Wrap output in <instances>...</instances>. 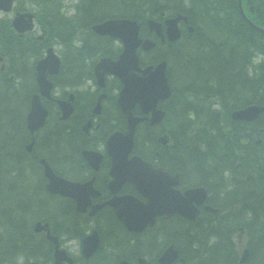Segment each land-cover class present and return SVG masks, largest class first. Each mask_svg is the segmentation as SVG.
I'll return each instance as SVG.
<instances>
[{"label":"flooded vegetation","instance_id":"obj_1","mask_svg":"<svg viewBox=\"0 0 264 264\" xmlns=\"http://www.w3.org/2000/svg\"><path fill=\"white\" fill-rule=\"evenodd\" d=\"M43 1L31 0L28 4V0H14L9 12L0 10V15H4L0 22L6 19L9 24L5 30L13 36L47 42L39 58L45 55L50 46H55L61 57V70L48 74V78L54 82L53 98L42 99L48 109V118L42 128L32 133L26 122L32 96L39 92L38 84L37 90L29 96L25 114L26 133L23 137L19 136L17 124L14 125L18 114L16 106L8 108L0 104V112L9 111L10 108L16 112L10 118L13 123L9 131L3 133L0 129V264H162V253L171 243L163 247L164 243L160 242L161 226L175 221L177 214L169 217L157 214L154 223L140 231L130 229L119 218L118 209L131 214L138 212L136 203H130L127 199L129 196H134L140 202L148 200L134 182L124 179V172H114L113 155L108 148V140L113 134L128 132L129 120L119 101L123 88L121 77L106 72L105 65L104 68L99 67L98 71L104 73L98 77L97 65L103 58L117 60L123 44L121 40L113 39L112 35L99 34L94 30L96 23L108 17L99 20L95 15L97 7L92 0H67V3L63 0ZM25 13L31 14L32 18L34 15V26L21 32L13 26V21ZM25 17L29 18L28 15ZM184 22L180 21L182 32L189 28ZM162 25L164 38L152 30L144 34L141 26V37L149 38L156 44L150 50H144L140 45L138 51L156 52L172 42L166 34L165 18ZM25 54L29 56L31 52L27 50ZM64 57H69L67 69H62ZM1 70L3 67H0V85L10 89H5V95L17 94L19 81L15 71L3 73ZM70 72H74V78L66 82L63 77ZM58 75L62 80L56 84ZM59 101L71 104L73 110L67 117ZM167 101L159 100L156 109L167 113L164 107ZM132 114L144 117L137 124L135 137L138 126L146 123L150 129L145 128L146 134L143 130L142 136L152 134L159 143V146H148L147 149L148 155L150 150L155 151L156 158L138 155L154 168L175 175L176 170L159 161L164 152L174 156L170 133L164 128L166 117L154 121L153 111L144 112L138 103L134 105ZM56 124L59 127L58 136ZM55 136L58 138L57 144L52 142L53 146L49 147V140ZM86 151L93 153L86 154ZM133 154L136 153L128 154L127 158ZM46 156L55 162L50 163ZM42 159L47 160L60 178L80 184L91 182L86 191L88 195L73 190V196L72 188L66 185L58 192L52 190ZM119 176H122V180ZM164 179L169 181L168 176H164ZM179 188L182 191L187 189ZM203 208L202 205L201 211ZM210 218L204 216L206 220ZM210 221L217 222L214 218ZM38 222L42 223L39 228ZM230 231L234 243L241 245L237 234L239 237L245 236L242 228L235 226ZM214 240L212 235L211 242ZM181 263L178 260L173 262Z\"/></svg>","mask_w":264,"mask_h":264},{"label":"trees","instance_id":"obj_2","mask_svg":"<svg viewBox=\"0 0 264 264\" xmlns=\"http://www.w3.org/2000/svg\"><path fill=\"white\" fill-rule=\"evenodd\" d=\"M92 2L105 17H134L145 24L149 17L162 18L160 12H182L193 26L184 30L180 40L148 53V62L168 60L173 87L164 105V128L170 133L174 156L164 152L159 161L180 172L182 187L205 185L208 202L218 211H204L195 221L177 215L175 221L163 223V247L178 246L184 258L181 264H264V110L253 121L231 116L236 108L264 105V31L253 26L264 28V0H242L248 19L240 13L238 0ZM6 28L0 24V55L6 63L2 72L15 71L19 87L17 94L9 96L4 91L10 89L0 85V104L16 106L14 125L23 137L29 96L37 90L35 62L47 42L13 36ZM67 59L62 69H67ZM60 77L56 76V84ZM73 78L74 72L63 77L66 82ZM16 112L12 108L0 112L3 133L9 131ZM145 128L150 129L146 123L138 126L134 151L147 157L148 146L159 143L152 134L142 136ZM55 130L58 136L57 124ZM57 140L51 138L49 147ZM148 157L156 158L155 151L150 150ZM205 215L217 222L204 219ZM238 225L247 234L250 257L245 263L239 262V249L230 231ZM212 235L215 240L211 242Z\"/></svg>","mask_w":264,"mask_h":264},{"label":"water","instance_id":"obj_3","mask_svg":"<svg viewBox=\"0 0 264 264\" xmlns=\"http://www.w3.org/2000/svg\"><path fill=\"white\" fill-rule=\"evenodd\" d=\"M13 0H0V7L9 10ZM240 10L241 0H239ZM26 14H21L16 17L14 24L18 30L23 31L31 28L32 15L28 14L29 20L25 18ZM184 18L178 15L175 18L167 20V34L170 39H177L180 31L177 27L178 21ZM152 28H156L157 33L164 36L161 24L149 20ZM256 27V26H255ZM258 28V27H256ZM100 33H109L119 36L125 42V50L119 60L112 62L108 59H103L97 65L98 77H101L104 72H99V67L104 68L105 71L118 74L123 80L124 86L120 92L119 101L129 119V131L127 134L117 132L113 134L108 140L109 152L113 155V162L116 174L124 172V179L132 181L136 186L141 189L142 193L148 198L145 203L139 202L135 197L129 196L130 203L135 202V208L138 210L136 214H131L122 209L119 210L120 218L126 225L133 230L140 231L147 224H153L157 214H167L168 216L178 212L190 219H194L198 212V205L207 197L205 187H194L182 193L180 190L173 188L174 185L179 183V174L169 175L161 168H154L151 163L143 160L140 156L134 155L127 158V155L134 147V132L136 124L142 118L133 116L132 107L139 103L144 112L150 110L154 113V121H160L164 116V111L155 108L156 102L159 99L167 98L171 94L170 84L165 74L167 62L161 61L155 66L149 65L145 69L139 66L136 48L141 43L138 37L139 25L136 20L132 19H111L96 26ZM260 29V28H258ZM154 46V42L146 39L143 47L150 48ZM59 70V57L53 53L52 49L48 50V55L40 60L37 64V81L40 86L41 94L50 97L52 82L47 79L48 73H56ZM143 72V76L136 71ZM63 110L64 116L67 117L72 112V106L69 102L59 101ZM264 109L261 105H251L246 108L235 110L233 112L234 118L253 119ZM48 110L42 105L40 95L35 94L31 100V109L27 116V124L32 132L41 127L46 120ZM86 154L93 153L86 151ZM45 164V173L50 178L49 186L54 191H60L63 185L72 188L73 190L81 191L82 194L86 193L87 189L91 186V182L84 184L70 182L64 178L56 176L50 165L42 160ZM152 172L154 174H148ZM164 176L169 177V181L164 179ZM122 180V176H119ZM88 194L86 193L85 196ZM78 198V196H77ZM80 202V201H79ZM207 209L214 210L211 206ZM42 225L38 223L37 228ZM96 244L94 245V247ZM88 245L86 249H88ZM60 250H57V252ZM61 252V251H60ZM179 251L173 245L169 246L160 258L163 264H173V261L178 257ZM57 258L58 253H57ZM249 258V251L246 249L241 256L240 261L245 262ZM126 264V263H123Z\"/></svg>","mask_w":264,"mask_h":264},{"label":"rangeland","instance_id":"obj_4","mask_svg":"<svg viewBox=\"0 0 264 264\" xmlns=\"http://www.w3.org/2000/svg\"><path fill=\"white\" fill-rule=\"evenodd\" d=\"M33 1H35V0H33ZM31 2V0H28V4ZM43 2H46V0L45 1H43ZM63 2H66L67 3V0H63ZM8 18H9V16H7ZM11 17V16H10ZM38 29H40V27L38 28ZM39 32V31H38ZM31 60H32V58H31ZM30 60V61H31ZM244 236V235H243ZM243 236H241V237H239V235L237 234V239L242 243V244H244L245 242H246V240L244 239V237ZM74 246L77 248V244L76 243H74ZM238 248L240 249V252H242L243 251V248H244V245H238ZM75 250V249H74Z\"/></svg>","mask_w":264,"mask_h":264}]
</instances>
